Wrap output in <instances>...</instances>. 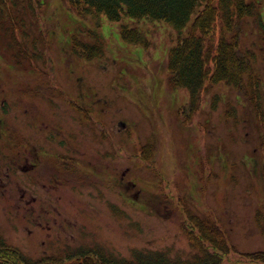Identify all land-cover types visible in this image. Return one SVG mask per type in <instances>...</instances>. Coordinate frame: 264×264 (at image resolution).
I'll use <instances>...</instances> for the list:
<instances>
[{"label":"rangeland","instance_id":"1","mask_svg":"<svg viewBox=\"0 0 264 264\" xmlns=\"http://www.w3.org/2000/svg\"><path fill=\"white\" fill-rule=\"evenodd\" d=\"M44 1L34 23L56 10L58 17L35 26L30 10H21L29 34L21 59L46 78L56 76L63 96L5 95L21 80L15 73L13 83L0 85V125H17L35 153L75 157L103 182L75 184L58 173L52 181L45 165L30 170L31 177V155L14 169L0 163L3 237L31 255L60 241L103 244L128 257L133 248L188 250L182 222L188 227L187 219L211 213L228 233V249L264 251V79L262 110L224 83L214 84L197 108H186L190 91L169 88L167 57L195 15L178 31L163 20L80 18L66 0ZM250 22L252 48L260 35ZM123 26L140 32L141 40L125 39ZM11 43L0 34V51L9 49L7 62L0 53V65L10 73L19 60ZM255 50L264 78V51Z\"/></svg>","mask_w":264,"mask_h":264},{"label":"trees","instance_id":"2","mask_svg":"<svg viewBox=\"0 0 264 264\" xmlns=\"http://www.w3.org/2000/svg\"><path fill=\"white\" fill-rule=\"evenodd\" d=\"M40 1L24 0V6L21 1L0 0V34L5 33L9 37L11 46L17 49L16 57L19 58L11 73L5 71L4 65H0V85L7 87L13 83L10 78H17L15 73L21 78L19 82H14L16 85L5 89V95L14 93L19 97L32 93L51 95V98L59 95L58 92L63 96L56 84V76L46 78L47 73L44 75L36 67L35 70L30 69L31 60L25 59V66L21 59L22 38L29 34L23 31L25 24L20 7L22 5L24 9L30 10L34 23L43 14L44 3ZM13 4L18 6V10L11 8ZM66 4L80 18L105 14L115 21L124 16L163 20L178 31L183 30L195 15L188 35L181 36L178 44L171 47L168 53V86L171 89L185 87L190 91L191 101L186 105L189 109L197 108L205 93L216 83L235 87L239 98L254 102L256 109H260V84L264 78L257 67L258 56L255 49L264 51V0H66ZM57 17L56 10L42 24L46 21L50 25L52 19ZM251 20L260 35L258 40L252 42V48L246 42ZM42 24L34 23L35 26ZM122 33L127 40H141L140 32L128 26L122 27ZM133 33L138 36L131 37ZM6 50L9 49L0 51L5 57L4 62H7ZM82 54L83 57L87 56L85 51ZM51 69L53 70V66ZM34 116L37 118L39 115ZM0 126L1 164L7 162L14 169V164L20 165L31 155L34 161L26 169L31 177L34 175L32 171L29 173L30 170L36 171L45 165L51 172H55H49V179L58 173L71 178L75 184L103 182L96 172L84 171L82 164L73 156L51 155L46 151L35 153L28 138L21 134L17 125L4 121ZM42 159L47 160L42 163ZM180 207L189 214L183 203ZM212 217L209 213L191 222L188 216V227L182 222L189 240L188 250H175L174 247L133 248L128 257L103 244L83 243L73 246L60 241L53 243L51 249L46 248L44 252L31 255L10 244L0 233V264H264L263 250L243 253L235 246L228 249V233ZM47 246L49 247V243Z\"/></svg>","mask_w":264,"mask_h":264}]
</instances>
